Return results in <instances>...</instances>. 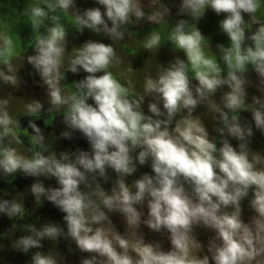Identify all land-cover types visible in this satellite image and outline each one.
<instances>
[{
    "label": "clouds",
    "instance_id": "obj_1",
    "mask_svg": "<svg viewBox=\"0 0 264 264\" xmlns=\"http://www.w3.org/2000/svg\"><path fill=\"white\" fill-rule=\"evenodd\" d=\"M92 3L23 0L0 16V180H34L0 198V215L25 221L27 194L63 214V226L13 223L0 238L31 253L28 264H66L61 240L79 264H264V149L251 147L254 129L264 137V0ZM172 8L185 18L173 20ZM209 11L227 38L214 50L198 27ZM20 23L31 30L26 44L14 31ZM144 25L138 37L133 29ZM85 30L100 39L70 46V31ZM25 62L43 100L13 94ZM68 74L83 77L68 83ZM57 117L65 130L56 139L79 133L87 150H53L36 121L47 127ZM17 230L26 234L12 239Z\"/></svg>",
    "mask_w": 264,
    "mask_h": 264
},
{
    "label": "flooded vegetation",
    "instance_id": "obj_2",
    "mask_svg": "<svg viewBox=\"0 0 264 264\" xmlns=\"http://www.w3.org/2000/svg\"><path fill=\"white\" fill-rule=\"evenodd\" d=\"M167 2V0H166ZM179 0H176V3L178 4ZM77 4L84 5V7H95V5L92 3V0H76ZM23 8V0H20L19 5L17 4L16 0H0V16H3L5 14L11 15L12 9H18L22 10ZM176 9L172 8V19H180L185 17H176L175 16ZM222 19V17L215 16L214 13L208 12L206 13V16L204 19H202L198 27L202 34L209 38V39H219L223 41H227V38L223 36L218 27L219 20ZM150 29L147 25H144L142 28L133 29V31H136L138 33V37H142L147 31ZM14 31H16L18 34H21V36L24 35H31L30 27L26 26L23 23H20L14 28ZM31 54V52H29ZM26 63V62H25ZM32 72L31 66H23L20 69L19 76L21 77L22 83L20 86L19 91H14L13 94L17 98H35V99H44V93L43 89L37 86L38 77L35 75H29ZM83 77V74H80L78 76H74L72 74H68V83H71L73 80H79ZM72 80V81H71ZM6 91H12L11 89H6ZM245 112L241 113V117L244 116ZM23 126L24 128L27 127V118L24 121V118H22ZM37 126L40 127L45 135L46 140L48 137H52V146L53 150L59 152V151H75L77 148H82L86 143L85 140H83L79 133L75 134V139L73 140H64V139H56V137H59V134L61 131L65 130L64 125L61 122V118L57 117V119L54 121L53 125L51 126H45L43 124V121H36ZM28 131L31 133V129H28ZM63 142V144L61 143ZM138 170H144L147 172H150V169L145 166L143 168H140ZM33 178H24L21 176H17L16 179L12 181V184H8L5 180H0V198L5 199H11L13 196L19 193H26V190L30 187L31 183H33ZM45 186L48 187L49 185L55 186L54 181H45ZM8 193L7 196H3V193ZM24 204L26 209L29 212H32L33 214L30 217H27L25 221H10L6 217L0 215V224H5L6 231L11 229L13 223H17L18 225L20 223H34L37 228L40 227V225L46 223V222H54L59 225L62 224V216L63 214L60 213L57 209L53 207L48 202H44L40 207H36L33 202V198L30 194L25 195ZM35 208V211L33 212V209ZM37 217H39V220H37ZM10 239L7 236H3L0 238V245L3 247L0 248V264H3V262L6 260L7 256L11 253L10 248ZM31 253L28 255L22 254L17 252V259L15 260V263H8V264H28L30 261ZM6 264V263H5Z\"/></svg>",
    "mask_w": 264,
    "mask_h": 264
},
{
    "label": "rangeland",
    "instance_id": "obj_3",
    "mask_svg": "<svg viewBox=\"0 0 264 264\" xmlns=\"http://www.w3.org/2000/svg\"><path fill=\"white\" fill-rule=\"evenodd\" d=\"M77 7L80 8V9H84L86 7H84V5H81V4H77ZM20 36V39L22 40V42L24 44H26L28 42V38L30 37V35H24V36H21V34H18ZM87 39H93V40H96V39H100L99 37L97 36H94L92 35L91 33H89L87 30H85V32L83 33V35H78L72 31H70L69 33V41H70V46L72 44L76 45V46H79L80 44H82L85 40ZM210 40V43L213 47V50L215 49V46L216 44H227V41H223V40H219V39H209ZM104 43H109L110 41L108 40H103ZM147 56L148 54L147 53H141L137 58H135L132 63H133V67L134 69L136 68H142L143 65H144V61L147 59ZM171 59V53H170V50L168 49V47H164L161 49L159 55L157 56V60L159 62H161L162 64H166L168 60ZM24 66H28L30 67V65H27V63L24 64ZM253 80H255V77L254 75L251 77ZM72 81V80H71ZM249 91V96L253 95V94H257L255 89L254 88H250L248 89ZM147 103V102H146ZM145 111H146V106H145ZM200 111H203L202 109H198V112ZM246 113V112H245ZM243 119H247V120H251V117H248V118H245V117H242ZM22 120V118H21ZM26 120V118H24V121ZM21 122V125L23 126V121H20ZM205 124L206 126H208L209 122L207 120H205ZM52 137H48V141H52ZM61 143L63 144V142L61 141ZM235 142H233L234 144ZM251 147L255 150H262L264 149V137H261L260 136V133L257 132L255 129H254V137H253V144L251 145ZM88 148V145L85 144L81 149L82 150H87ZM144 172H147V171H144V170H138L137 172V176L141 173H144ZM107 187V186H105ZM114 221H116V218L114 217L113 218ZM117 223V228L118 230L122 231V228L119 224L118 221H116ZM61 226H63V224H61ZM8 227L5 226V224H0V234H3V233H6V229ZM145 232H147V229H143ZM26 233H23V232H20L19 230H17L15 232V234L12 236V239H16L18 237H20L21 235H24ZM149 238L151 239H156L155 236H150ZM203 239V236L201 237ZM11 241V240H10ZM44 248H43V251L47 252L49 251L53 245L51 244V242L49 241H44ZM69 248H71V251H69ZM56 250L60 253V255L64 256L66 258V264H79V260L81 259V254L78 253L76 250H75V246L74 245H70L67 241L65 240H61L59 241V244L58 246L56 247ZM11 253L7 256L6 260L3 262V264H8V263H15V260L17 259V251H14L11 249L10 251ZM18 261V259H17Z\"/></svg>",
    "mask_w": 264,
    "mask_h": 264
},
{
    "label": "water",
    "instance_id": "obj_4",
    "mask_svg": "<svg viewBox=\"0 0 264 264\" xmlns=\"http://www.w3.org/2000/svg\"><path fill=\"white\" fill-rule=\"evenodd\" d=\"M243 117L248 118V117H251V116H250V113H244Z\"/></svg>",
    "mask_w": 264,
    "mask_h": 264
}]
</instances>
